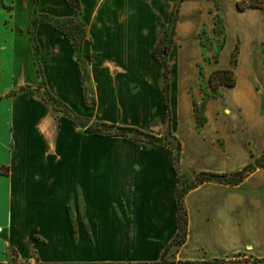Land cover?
Listing matches in <instances>:
<instances>
[{
    "label": "crops",
    "instance_id": "obj_1",
    "mask_svg": "<svg viewBox=\"0 0 264 264\" xmlns=\"http://www.w3.org/2000/svg\"><path fill=\"white\" fill-rule=\"evenodd\" d=\"M79 2L87 30L81 57L94 88L91 105L86 103L71 39L51 22L38 24L34 36L41 77L27 32L34 8L69 17L67 1L38 0L35 5L33 0H10L9 9L0 7V28L9 29L0 35V53L16 76L12 88L4 85L0 90V264H214L239 252L264 258V166L252 176L255 189L204 182L189 190L183 198L185 237L169 259L164 250L177 228L176 174L168 148L124 141L106 160V169L90 164L82 150L80 157H50V149L57 150L62 142L66 153L73 152L74 134L82 145L89 132L80 125L74 133L70 120L63 121L66 128L60 132L52 129L53 112L36 89L41 79L85 116L133 125L153 120L162 124L168 116L163 70L153 51L168 29L176 0ZM216 6L225 43L220 60L204 67L203 78L208 81L213 71L229 69L230 52L239 38L235 83L219 84L216 90L225 104L244 109L257 133L264 130V119L256 110L260 94L254 81L264 79V54H258L263 59L257 76L247 57L254 49L264 51V10H239L236 0H181L171 51H178L184 37L199 29L201 18L210 25ZM177 54L178 62L170 63V114L176 131L197 134L189 123L184 131V120L190 119V64L185 48Z\"/></svg>",
    "mask_w": 264,
    "mask_h": 264
},
{
    "label": "rangeland",
    "instance_id": "obj_2",
    "mask_svg": "<svg viewBox=\"0 0 264 264\" xmlns=\"http://www.w3.org/2000/svg\"><path fill=\"white\" fill-rule=\"evenodd\" d=\"M9 2L10 0H0V7L2 6L5 9H9V5H7ZM176 2L179 3L180 9L181 0H176ZM36 11L39 13L37 9ZM211 17L212 22L210 25L206 24L205 20L201 18L202 24L199 29L191 36H185L182 40L184 44L180 43L178 51L173 52L171 51V47L174 37L176 36V25L179 18L178 10V15L173 26V34L170 33L172 25L169 24L166 31L168 35L163 41V53L160 54V56H165V60L168 64V86L170 88V63L172 61L174 63L178 62L177 53L182 50V47L185 48L187 54L185 62L190 64V77L187 82V90L190 97L188 102V117L190 119L184 120V131L190 124L191 128H193V126L197 128V134L189 135L187 132L176 131V119H174L170 114V108L167 119L162 124H159L158 120H153L152 124L133 125L120 122V120H107L105 118H97L95 116L92 117L89 114L86 116L79 114L64 103V101L55 96L45 82H43L41 84L39 83L36 89L38 97L43 101L46 109H48L51 113H54H52V129L56 127V132H60L63 128H66L63 121L68 122L70 120L72 121V127L75 133L76 128L80 126L76 123V120H86L88 125L99 127L102 130L114 129L101 125V122H106L116 125L134 126L155 136H166L167 141L171 142V148H163H168L170 150V161L176 174V190L178 186L182 190H186L182 196V203L184 195L189 190L204 182H211L217 184L218 187H226L234 190L251 189V187L258 188L254 185L255 181L252 179V176H254L256 173L255 171L258 168L264 166V130L258 131V134L253 133L255 132L254 130L256 129V125L248 123V117L244 109L240 105L233 102L225 104L223 100L224 98L219 97L217 94V88L213 89L211 84L203 78L204 67H206L208 63L212 64L213 62L220 60L225 43L224 28L219 15L218 6H216L214 10L211 9ZM8 30L9 29L7 28H0V35L2 33H8ZM27 32L29 34L28 29ZM259 47L261 48L262 46ZM254 50V52H250L248 54L247 58H249L248 65L251 66L253 71L252 73L257 76L258 67L261 65L260 60L263 59L261 58L262 55L258 56V54H264V51H261V49L259 52L257 49ZM240 59L241 45L240 39L237 38L234 41V45L230 52L228 68H232V60H235V66L237 67ZM4 62L2 53H0V90L4 87V85H6V88H12L13 84L16 83V76L12 74L15 69H7L8 65ZM3 66L5 69L1 70ZM82 69L84 70V95L86 103L91 105L95 101L94 88L89 76L87 63L85 61L82 62ZM235 72V69H233L234 79L236 78ZM199 73L200 77L197 78L196 76H198ZM12 75L15 77L13 78ZM254 87L260 94V100L257 103L256 110L264 119V79L255 80ZM162 93L164 92L162 91ZM210 103L212 104V108L208 107V104ZM65 105L72 110V112L69 113L72 114L73 119L65 114L67 110L65 109ZM206 107L207 110H205ZM206 111L208 115H206ZM74 115L78 117H74ZM65 116L68 117V120H64ZM128 134L134 135L133 132H129ZM127 140L137 141L145 145H153L148 143L145 139L134 140L123 136L102 137L89 132L88 137L83 138L82 145H79V136L77 138L76 134H74L75 143L73 152L71 151L66 153L63 142H60L61 146H58L60 145L58 143L56 147L57 150L53 148L50 149V157L64 159L66 154L68 155L67 157H75L77 153L78 157H80V150H82L83 157L87 158L90 164H97V169H106L103 166L106 164V160H110L113 157L114 149ZM58 141H60L59 136H57V142ZM248 164L252 165L250 169L247 168L241 174H235L236 171L241 170ZM203 171L219 174L223 173L226 175L221 178L212 177L199 182L196 176ZM177 178H179V181H177ZM261 195L262 197L264 196V189H261ZM185 219L186 209L184 208V211L181 214V226L185 225ZM183 231L184 230H182V232ZM173 239L170 244H168L167 248V257L169 259L172 258V250L178 245L177 243H173ZM180 239L182 240L184 238L180 237ZM214 264H264V259L260 260V257L253 256L248 252H239L220 257L214 261Z\"/></svg>",
    "mask_w": 264,
    "mask_h": 264
},
{
    "label": "trees",
    "instance_id": "obj_3",
    "mask_svg": "<svg viewBox=\"0 0 264 264\" xmlns=\"http://www.w3.org/2000/svg\"><path fill=\"white\" fill-rule=\"evenodd\" d=\"M68 5L70 6L72 10V15L66 18H59L52 16L47 13H37L36 9L34 8L33 14L28 26L29 30V35L30 39L32 42V47H33V53H34V61L36 63V69L37 73L42 77V70L39 64L38 60V45L35 40L34 36V31L38 24L44 23V22H51L53 25L57 28L63 31L72 41L73 48L76 52V57L79 63L80 67V75L82 79V84L84 88V79H83V73L84 70L82 69V62L83 59L81 57V48H82V42L87 36V30H86V24L84 21L81 20L79 17L80 14V2L79 0H66ZM38 0H33L34 4H37ZM236 6L239 10H243L248 7H255L264 10V0H236ZM178 10H179V3L176 2L173 12H172V17L170 19V24L172 25L171 29V34H173V26L176 21V17L178 15ZM168 33L166 32L159 40L156 48L153 51V57L154 59L160 64L163 70V85H162V91L164 92V102H165V107L169 112V86H168V64L165 60V56H160L162 54L163 50V41L167 37ZM171 40V39H169ZM162 57V58H161ZM235 68V60H232V68L230 69H220V70H215L213 71L208 78V82L211 84L212 88L215 89L217 85L219 84H225L227 86H233L235 83V79L233 77V69ZM44 80H40V84L43 83ZM23 89V88H22ZM66 110V115L70 118H72V114L69 112H72V110L65 105ZM74 117H78L74 115ZM73 119V118H72ZM75 121V120H74ZM76 123L78 125H81L82 127L85 128L86 131L93 133L95 135H99L102 137H111V136H123L125 138H131L134 140H143L145 139L148 143H151L153 145H156L160 148L163 147H170L171 148V142L167 141L166 136L160 137V136H155L153 134H150L144 130H141L139 128H136L134 126H125V125H116L113 123H106V122H101V125L104 127H109V128H114V129H106L102 130L99 127H93L92 125H88L86 120H81L77 121ZM129 132H133L134 135L128 134ZM261 164V163H258ZM252 165L248 164L247 166L243 167L241 170H238L235 172V174H241L245 169L251 168ZM226 174H219V173H214V172H200L196 177L199 182H202L206 179H210L212 177L216 178H221L225 176ZM177 181H179V178H177ZM186 190H182L179 186L177 187L176 190V196H175V207H176V228L177 232L176 235L173 239V243L180 244L183 239L181 240L180 237H185V232H186V222H187V217L185 219V225L181 226L180 225V220H181V214L184 211L183 203H182V196L185 193ZM182 230H184L182 232ZM168 246L165 248V251L167 250ZM264 258H260V260H263ZM162 261H164L162 257Z\"/></svg>",
    "mask_w": 264,
    "mask_h": 264
}]
</instances>
